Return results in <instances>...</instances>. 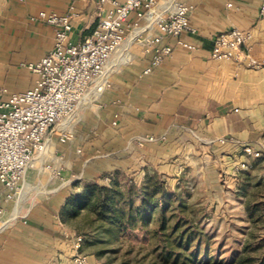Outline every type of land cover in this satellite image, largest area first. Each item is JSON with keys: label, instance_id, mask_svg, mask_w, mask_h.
Here are the masks:
<instances>
[{"label": "crops", "instance_id": "1", "mask_svg": "<svg viewBox=\"0 0 264 264\" xmlns=\"http://www.w3.org/2000/svg\"><path fill=\"white\" fill-rule=\"evenodd\" d=\"M171 1L162 0V5ZM186 1L195 5L190 19L197 33L183 38L198 49L178 46L173 55L146 74L152 54L130 34L109 61L112 86L97 96L91 92L78 108L92 119L94 134L87 141V155L100 148L114 154L67 166L83 179L81 184L99 182L117 170L145 173L176 167L175 158L171 163L169 159L176 155V160L181 159L196 145L204 152L206 168L223 170L226 165L228 172L235 161L246 160V146L264 153V72L211 55L217 34L239 28L253 31L251 51L264 58L263 0H233L240 9L229 8L226 0ZM69 6L70 0H0V89L24 91L32 87L35 74L21 63L38 61L54 45V27L32 20V16L42 10L65 13ZM77 9L72 33L76 42L91 31L98 12L84 0L77 3ZM59 126L60 136L66 126ZM145 135L159 139L143 145L134 142ZM62 187L39 204L31 216L34 223L25 220L4 232L16 219L0 229V264L65 263V244L71 248L73 244L61 236V210L70 193ZM0 205L7 217L9 203L0 201Z\"/></svg>", "mask_w": 264, "mask_h": 264}, {"label": "rangeland", "instance_id": "2", "mask_svg": "<svg viewBox=\"0 0 264 264\" xmlns=\"http://www.w3.org/2000/svg\"><path fill=\"white\" fill-rule=\"evenodd\" d=\"M84 114L77 110L62 122L66 126L62 131L70 136L67 142L59 139V125L48 133L51 137L48 150L36 154L33 167L26 173L21 195L17 202L9 203L7 217L17 216V222L4 232L25 220L28 224L34 223L31 216L39 204L57 194L60 181L49 165L61 166L62 174L69 181L62 188L70 192V196L82 192L86 182L81 184L83 179H79L73 169H66L67 166L71 168V164L89 157L97 160L114 156L103 148L87 155L90 151L87 141L94 132L92 119ZM135 141L138 142L137 138ZM79 148L82 153L77 152ZM203 156V150L196 145L181 159L176 160L178 155L169 159L171 163L175 158L173 164L176 163V167L166 166L145 173L115 171L121 186L129 182L138 187L145 178L157 184L153 190H158L160 184L164 186L165 192L158 190L154 194L153 205L157 207L149 204L148 211L159 216L165 208L164 213L169 219L168 234L176 226H180L179 231L188 229L193 239L191 248L166 246L167 240L162 241L153 233L158 227L156 222L144 226L139 221L123 228L88 210L75 218L60 216L62 238L73 244L77 236H82L79 251L93 264H184L185 253L189 256L191 252L197 253L195 259L199 264H264V153L260 152L259 156L248 154L245 161L249 167L239 174H233L232 169L228 172L226 165L223 170L221 167L206 168ZM99 183L109 182L103 179ZM138 204V197H134L133 205ZM66 250L64 264H74V247L65 244ZM179 252L183 255L178 258Z\"/></svg>", "mask_w": 264, "mask_h": 264}, {"label": "built area", "instance_id": "3", "mask_svg": "<svg viewBox=\"0 0 264 264\" xmlns=\"http://www.w3.org/2000/svg\"><path fill=\"white\" fill-rule=\"evenodd\" d=\"M70 0L67 12L40 11L32 20L43 21L54 27V45L38 61L22 62L23 67L35 74L34 84L24 91L0 89V201L17 202L23 189L28 170L33 167L37 153H45L51 137L48 133L72 116L91 92L102 94L112 86L109 61L121 48L126 37L134 34L151 53L150 63L144 73H151L166 58L173 55L178 46L196 50L198 46L185 40V34H196L191 24V13L195 5L186 0H172L165 7L162 0H84L97 8V19L91 31L80 41H73L74 20L78 16L77 3ZM229 8L241 6L226 0ZM264 17V0L260 6ZM252 30L233 28L222 31L215 37L212 58L228 59L249 69L264 72V58L253 55ZM118 114L113 124L118 123ZM99 135V132H95ZM164 138V137H162ZM61 142L70 139L62 132ZM154 135L137 138L143 145L156 141ZM227 138H219L226 142ZM245 152L255 156L260 151L250 146ZM82 153V149L77 150ZM52 174L59 179V186L69 181L62 174L61 166L49 165ZM245 160L237 161L232 167L233 174L247 169ZM113 175H107L110 182ZM16 216L6 217V210L0 205V229L16 221ZM83 237L77 236L73 243L74 264H93L81 253Z\"/></svg>", "mask_w": 264, "mask_h": 264}, {"label": "trees", "instance_id": "4", "mask_svg": "<svg viewBox=\"0 0 264 264\" xmlns=\"http://www.w3.org/2000/svg\"><path fill=\"white\" fill-rule=\"evenodd\" d=\"M118 172L120 171L117 170L116 173ZM116 173L114 172L109 183L86 182L82 192L68 196L61 210V217L63 219L75 218L83 211L88 210L96 213L98 218L116 223L123 228L134 226L139 221L144 226L156 222L158 227L153 230V233L160 237L162 241L167 240L166 246L169 248L181 247L185 250L191 248L193 239L188 229L179 231L177 229L180 226H176L168 234L169 225L167 222L169 219L164 213L165 208L159 216H154L151 210L148 211L149 206L153 205L155 200L154 194L158 190L162 193L166 191L164 186L160 184L158 190H153L156 183L150 178H145L138 187L129 184V182L121 186L116 180ZM134 197L139 199V204L136 206L133 205ZM153 206L157 207L155 204ZM173 244H176V246ZM170 252H173V250L170 249ZM176 255L179 258L183 254L179 252ZM185 255L184 264H199L195 259L197 253L191 252L190 257L186 253Z\"/></svg>", "mask_w": 264, "mask_h": 264}, {"label": "bare ground", "instance_id": "5", "mask_svg": "<svg viewBox=\"0 0 264 264\" xmlns=\"http://www.w3.org/2000/svg\"><path fill=\"white\" fill-rule=\"evenodd\" d=\"M17 217V216H16Z\"/></svg>", "mask_w": 264, "mask_h": 264}]
</instances>
